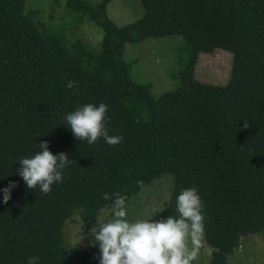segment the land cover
Segmentation results:
<instances>
[{"label": "trees", "instance_id": "16d2710c", "mask_svg": "<svg viewBox=\"0 0 264 264\" xmlns=\"http://www.w3.org/2000/svg\"><path fill=\"white\" fill-rule=\"evenodd\" d=\"M112 1H68L79 22L103 30L93 50L47 33L27 0H0V190L18 185L8 204L0 191V264L31 256L39 264H99L98 245L65 246L66 222L80 212L91 229L111 206L104 193L126 195L128 208L163 176L172 186L157 220L175 216L176 197L196 188L213 249L208 264H229L242 237L264 231V0H141L143 15L123 27L109 17ZM171 35L184 36L190 58L180 86L156 97L131 78L125 47ZM217 49L233 55L222 86L195 76L199 56ZM88 103L108 106L109 134L122 143L75 139L64 117ZM43 142L72 160L48 195L29 190L17 173Z\"/></svg>", "mask_w": 264, "mask_h": 264}, {"label": "rangeland", "instance_id": "374dc122", "mask_svg": "<svg viewBox=\"0 0 264 264\" xmlns=\"http://www.w3.org/2000/svg\"><path fill=\"white\" fill-rule=\"evenodd\" d=\"M69 0H27V10L33 12L42 29L49 34L61 36L66 40L80 41L93 50H100L103 30L88 19L79 22V17L68 5ZM90 5L102 0H82ZM110 19L119 27L137 21L143 15L141 0H114L108 5ZM190 58V49L184 36L171 35L162 38H149L140 43H128L125 59L130 64L131 78L150 86L154 96L177 89L181 84L180 74ZM233 55L217 49L209 54H201L196 65L195 76L203 83L222 86L231 74ZM171 176V175H170ZM172 177V176H171ZM171 177L163 176L147 188L139 200L132 201L128 207L129 219L157 220L158 203L170 196ZM173 179V178H172ZM76 212L66 222L63 230L65 246L90 251L93 247L90 230ZM111 214L110 206L99 214V223H104ZM241 249H236L229 264H264V231L241 238ZM210 250V252H208ZM213 249L205 242L194 264H208Z\"/></svg>", "mask_w": 264, "mask_h": 264}, {"label": "clouds", "instance_id": "9594fccd", "mask_svg": "<svg viewBox=\"0 0 264 264\" xmlns=\"http://www.w3.org/2000/svg\"><path fill=\"white\" fill-rule=\"evenodd\" d=\"M69 90L78 94L79 84L69 80ZM106 104L98 106L88 103L65 115V125L75 139L89 145L103 139L108 145L116 146L124 141L123 136L110 135V118ZM245 121L244 128H249ZM34 155L19 160L17 170L29 190H39L48 195L52 186L62 183L63 173L72 160L67 153L53 154L47 142L38 145ZM16 183L10 182L3 188V203L12 198ZM143 189V181H137ZM104 200H111V217L104 223L98 221L90 230L93 246L99 248V264H194L198 261L204 245L205 220L204 201L196 188L184 189L176 197V215L166 219H129L126 201L128 197L119 192L104 193ZM97 223L99 226L97 227ZM38 256L28 258L27 264H39Z\"/></svg>", "mask_w": 264, "mask_h": 264}, {"label": "crops", "instance_id": "0c3cea01", "mask_svg": "<svg viewBox=\"0 0 264 264\" xmlns=\"http://www.w3.org/2000/svg\"><path fill=\"white\" fill-rule=\"evenodd\" d=\"M112 2H113V1H112ZM112 2H111V3H112Z\"/></svg>", "mask_w": 264, "mask_h": 264}]
</instances>
